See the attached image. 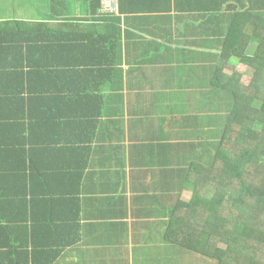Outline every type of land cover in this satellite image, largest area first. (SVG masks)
Wrapping results in <instances>:
<instances>
[{"label":"crops","instance_id":"crops-1","mask_svg":"<svg viewBox=\"0 0 264 264\" xmlns=\"http://www.w3.org/2000/svg\"><path fill=\"white\" fill-rule=\"evenodd\" d=\"M226 5L227 0H118V14L101 17L99 0H0L1 33L20 30L12 45L25 36L21 32L35 29L81 40L100 34L108 45V52L96 56L77 51L44 60L83 61L77 90L98 96L88 109L76 107L80 131L68 135L80 137L79 146L66 141L67 134L51 135L63 149L78 148L75 157L62 151L43 160L50 166L48 183L35 182L25 197L15 195L12 206L1 196L0 264H213L196 246L206 203L198 206L200 215L198 207H185L196 199L194 191L206 188L195 175L207 169L191 173L196 182L166 183L164 152L150 147L181 140L179 126L165 120L198 109L203 99L195 93L209 91L214 74L219 81L238 74L244 84L252 74L243 51L230 49L246 46L259 18L243 17L241 33L227 43L214 35L226 31L227 23L212 18ZM69 172H82L79 183L67 182ZM10 245L17 250L8 252ZM213 250L210 241L204 251Z\"/></svg>","mask_w":264,"mask_h":264},{"label":"trees","instance_id":"trees-1","mask_svg":"<svg viewBox=\"0 0 264 264\" xmlns=\"http://www.w3.org/2000/svg\"><path fill=\"white\" fill-rule=\"evenodd\" d=\"M244 7V13L237 12ZM217 9L221 10V2ZM222 10L212 18L214 23H227L228 28L214 35L226 37L227 43L241 33L238 24L243 17L259 18L246 46L230 49L231 53L245 54L243 62L253 69L250 82L240 83L238 74L219 81V75L214 74L209 80L210 90L195 93L203 99L198 109L165 120V125L179 126L177 137L181 140L150 149L164 152L166 183L173 178L196 182L190 179L191 173L201 167L209 172V182L214 186L202 196L199 190L194 191L196 199L185 206L192 210L206 203L205 219L197 221L196 246L202 248L201 253L212 258L213 264H264V185L247 181L250 169L264 168V137L255 129L264 125V0H227ZM11 30V34L0 30V59H4L0 61V198L8 207L14 204L15 195L25 197L35 182L48 183L50 166L42 163L49 161L50 155L70 158L78 151L73 145L63 149L60 139H50L51 135L67 134L66 141L79 146L82 139L74 133L68 135L69 130L80 131L76 107L88 109L98 96L77 90L84 81L78 79L83 61L50 65L44 60L77 51L86 57L108 52V45L97 38L100 34L81 40L74 34L68 38L55 31L35 29L21 32L25 36L12 45L15 31L20 30ZM196 138L199 140H193ZM89 149L85 148L86 155ZM63 166L58 164V169ZM81 175L69 172L67 182L79 183ZM197 176H202L201 170ZM209 240L214 247L211 254L204 251ZM16 250L10 245L8 252ZM16 254L9 256L15 258ZM32 264L38 263L35 260Z\"/></svg>","mask_w":264,"mask_h":264},{"label":"rangeland","instance_id":"rangeland-1","mask_svg":"<svg viewBox=\"0 0 264 264\" xmlns=\"http://www.w3.org/2000/svg\"><path fill=\"white\" fill-rule=\"evenodd\" d=\"M252 75H253V69H252V74L249 73V75L245 76L246 80L248 81V83L250 82ZM247 81H246V84H247ZM255 129L258 131V133H260V135L262 133L263 134L262 137H264V125L263 124L256 126ZM263 169L264 168H261L259 166L255 167V168L253 167L252 169H250L249 170L250 173H248V175H247V181L250 182V183H253V185H255V184L259 185V186L264 185V172H263ZM195 176H197V175H195ZM197 180H198L200 186H204V185L206 186V188H202L201 187L202 189L201 188L199 189L200 192L198 194L201 195V196H202V193L203 194L206 193V190L208 189V187L214 186V184H212L213 182L211 180L209 182V172H208V170L203 172L202 176H199V178L197 177ZM195 210H196V213H199V215L201 213H203V210H201L199 207H198V209H195Z\"/></svg>","mask_w":264,"mask_h":264},{"label":"built area","instance_id":"built-area-1","mask_svg":"<svg viewBox=\"0 0 264 264\" xmlns=\"http://www.w3.org/2000/svg\"><path fill=\"white\" fill-rule=\"evenodd\" d=\"M100 14H118V0H99Z\"/></svg>","mask_w":264,"mask_h":264}]
</instances>
